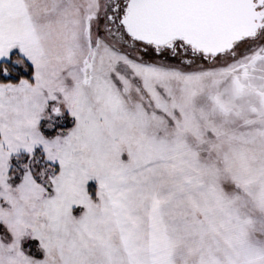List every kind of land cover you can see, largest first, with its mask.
<instances>
[{"label": "snow or ice", "instance_id": "6c2138e0", "mask_svg": "<svg viewBox=\"0 0 264 264\" xmlns=\"http://www.w3.org/2000/svg\"><path fill=\"white\" fill-rule=\"evenodd\" d=\"M0 264H264V0H0Z\"/></svg>", "mask_w": 264, "mask_h": 264}]
</instances>
